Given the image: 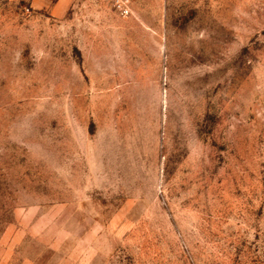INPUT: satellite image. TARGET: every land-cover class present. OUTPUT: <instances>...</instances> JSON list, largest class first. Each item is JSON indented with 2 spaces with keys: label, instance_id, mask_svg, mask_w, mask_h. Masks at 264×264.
Here are the masks:
<instances>
[{
  "label": "rangeland",
  "instance_id": "1",
  "mask_svg": "<svg viewBox=\"0 0 264 264\" xmlns=\"http://www.w3.org/2000/svg\"><path fill=\"white\" fill-rule=\"evenodd\" d=\"M0 0V264H264V0Z\"/></svg>",
  "mask_w": 264,
  "mask_h": 264
},
{
  "label": "built area",
  "instance_id": "2",
  "mask_svg": "<svg viewBox=\"0 0 264 264\" xmlns=\"http://www.w3.org/2000/svg\"><path fill=\"white\" fill-rule=\"evenodd\" d=\"M113 9L118 12L121 16L127 17L132 14L131 0H105Z\"/></svg>",
  "mask_w": 264,
  "mask_h": 264
},
{
  "label": "crops",
  "instance_id": "3",
  "mask_svg": "<svg viewBox=\"0 0 264 264\" xmlns=\"http://www.w3.org/2000/svg\"><path fill=\"white\" fill-rule=\"evenodd\" d=\"M72 1L73 0H57L54 8L52 9V14L63 16L69 9L70 5L72 4Z\"/></svg>",
  "mask_w": 264,
  "mask_h": 264
}]
</instances>
